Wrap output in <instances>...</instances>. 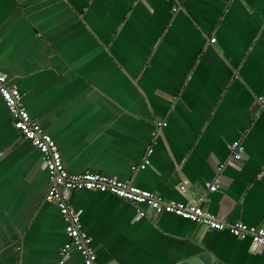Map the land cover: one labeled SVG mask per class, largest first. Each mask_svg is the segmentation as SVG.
Returning a JSON list of instances; mask_svg holds the SVG:
<instances>
[{
    "label": "crops",
    "instance_id": "0c3cea01",
    "mask_svg": "<svg viewBox=\"0 0 264 264\" xmlns=\"http://www.w3.org/2000/svg\"><path fill=\"white\" fill-rule=\"evenodd\" d=\"M0 73L68 172L129 181L168 201L203 197L218 220L264 228V0H0ZM158 121L166 127L154 136ZM150 147V165L134 171ZM47 187L40 153L0 98V264H84L76 252L59 256L65 224ZM68 196L97 264L199 254L264 264V247L228 231L167 213L138 218L109 193Z\"/></svg>",
    "mask_w": 264,
    "mask_h": 264
},
{
    "label": "built area",
    "instance_id": "2783aa9c",
    "mask_svg": "<svg viewBox=\"0 0 264 264\" xmlns=\"http://www.w3.org/2000/svg\"><path fill=\"white\" fill-rule=\"evenodd\" d=\"M176 8L173 9V12ZM215 39H211L214 43ZM0 98L3 100L11 117L13 127L20 135L35 147L41 155V160L48 173V187L45 201L57 206L65 224L67 242L60 250L62 260L67 259L71 253H78L84 264H97V254L92 246V239L84 232L79 215L69 203V193L74 191H95L109 193L120 199L129 201L136 208L138 218H152L161 213L175 215L182 219L210 231H228L238 240L250 239L264 247V228L247 226L241 222L226 223L218 220L203 206L204 198L189 204L168 201L154 193L140 189L129 181H120L101 174L85 172L74 174L64 167L60 151L52 139L43 129L34 122L23 102L22 95L17 87L8 84L6 77L0 73ZM259 104L264 108V96L259 99ZM166 127V123L158 121L154 136L159 129ZM153 149L148 148L143 162L134 168V171L145 170L150 165ZM231 157L240 161L243 159L244 148L240 142L235 141L230 145ZM209 192L217 189L216 184H206ZM142 207H145L144 209Z\"/></svg>",
    "mask_w": 264,
    "mask_h": 264
},
{
    "label": "water",
    "instance_id": "95a60500",
    "mask_svg": "<svg viewBox=\"0 0 264 264\" xmlns=\"http://www.w3.org/2000/svg\"><path fill=\"white\" fill-rule=\"evenodd\" d=\"M172 264H216L212 263L208 258L199 254L194 257H188L185 260H181L180 262L172 263Z\"/></svg>",
    "mask_w": 264,
    "mask_h": 264
}]
</instances>
